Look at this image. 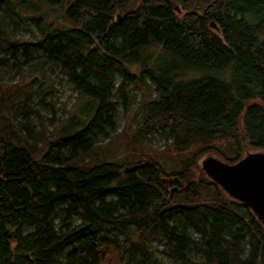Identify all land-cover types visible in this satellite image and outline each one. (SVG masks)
Listing matches in <instances>:
<instances>
[{
	"label": "trees",
	"instance_id": "trees-1",
	"mask_svg": "<svg viewBox=\"0 0 264 264\" xmlns=\"http://www.w3.org/2000/svg\"><path fill=\"white\" fill-rule=\"evenodd\" d=\"M67 17L72 27L48 32L39 20L35 43L0 29V53L29 59L30 46L43 49L94 109L71 134L29 148L3 111L0 83V264H171L150 240L177 264H264V221L200 162L264 151V0H74ZM147 77L143 130H161L164 146L139 142L124 159L82 163L97 158Z\"/></svg>",
	"mask_w": 264,
	"mask_h": 264
},
{
	"label": "rangeland",
	"instance_id": "rangeland-1",
	"mask_svg": "<svg viewBox=\"0 0 264 264\" xmlns=\"http://www.w3.org/2000/svg\"><path fill=\"white\" fill-rule=\"evenodd\" d=\"M73 1L62 0L52 4L47 0H5V10L0 13L2 35L13 43H35L44 35L38 24L41 19H44L41 22L46 25L45 32L53 27L59 30L70 28L73 23L67 17V10ZM29 48L32 53L29 59L22 54L21 50H18L15 55L11 48L1 51L0 83H4L3 89L5 88L6 100L2 106L3 111L12 123V130L18 133L26 147L31 148V144L37 143L38 147H41L48 139L60 136V134H71L70 130L81 126L77 124L79 116H85L86 112L90 118L94 114V109L89 108L90 98L82 97L75 89L59 60L35 45ZM152 91H154L153 82L148 77L144 78V81L134 88L132 103L128 111L120 105L115 134L109 138H101L100 143L92 151L93 155H98L97 158L91 154L81 155L79 158L82 163H95L98 159H124L139 142L143 145L151 144L156 148L164 146L165 135L161 130H143L144 113L140 106L142 96L145 94L142 93ZM113 99L117 100L118 95H114ZM85 107L88 108L85 110ZM72 122L76 123L73 128L69 126ZM65 127H67L66 132ZM15 139L18 141L17 136ZM256 151L260 150L248 147L244 150V156L248 152ZM208 157L224 160L217 153H208L201 158V164ZM167 163L174 164L169 160ZM133 165L136 164H128L126 171H132L130 167ZM205 177L208 176L205 174ZM177 189L178 187L174 185L171 191H178ZM60 218L59 215L57 220ZM73 220L77 218L74 217ZM114 233L121 238L126 236L123 231ZM148 243L158 259L177 264L163 251L158 242L150 240ZM69 249L70 247L66 251Z\"/></svg>",
	"mask_w": 264,
	"mask_h": 264
},
{
	"label": "water",
	"instance_id": "water-1",
	"mask_svg": "<svg viewBox=\"0 0 264 264\" xmlns=\"http://www.w3.org/2000/svg\"><path fill=\"white\" fill-rule=\"evenodd\" d=\"M140 165L130 169L136 170ZM203 165L227 194L249 206L264 221V151L248 152L234 163L208 157ZM165 181L170 183L173 177H165Z\"/></svg>",
	"mask_w": 264,
	"mask_h": 264
}]
</instances>
